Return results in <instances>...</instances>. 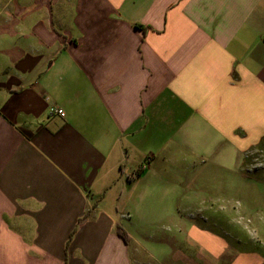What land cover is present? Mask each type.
Here are the masks:
<instances>
[{"label":"crops","instance_id":"0c3cea01","mask_svg":"<svg viewBox=\"0 0 264 264\" xmlns=\"http://www.w3.org/2000/svg\"><path fill=\"white\" fill-rule=\"evenodd\" d=\"M263 140L264 0H0V264H264L172 202Z\"/></svg>","mask_w":264,"mask_h":264},{"label":"rangeland","instance_id":"374dc122","mask_svg":"<svg viewBox=\"0 0 264 264\" xmlns=\"http://www.w3.org/2000/svg\"><path fill=\"white\" fill-rule=\"evenodd\" d=\"M260 144L248 151L246 161L238 163L233 172L226 173L210 160L183 163L184 170L190 172L185 181L188 199L181 200L184 194L172 197L176 215L189 221L203 219L206 225L218 221L222 229L234 232L244 243L255 240L258 233L249 227V221L264 226V140ZM122 211L126 213L127 208Z\"/></svg>","mask_w":264,"mask_h":264},{"label":"built area","instance_id":"2783aa9c","mask_svg":"<svg viewBox=\"0 0 264 264\" xmlns=\"http://www.w3.org/2000/svg\"><path fill=\"white\" fill-rule=\"evenodd\" d=\"M50 114L63 116V110L51 108ZM150 162H151V157H147L146 160L131 174V177H129L128 179L131 181L134 178H136L139 174H142L145 170L149 168Z\"/></svg>","mask_w":264,"mask_h":264},{"label":"trees","instance_id":"16d2710c","mask_svg":"<svg viewBox=\"0 0 264 264\" xmlns=\"http://www.w3.org/2000/svg\"><path fill=\"white\" fill-rule=\"evenodd\" d=\"M140 175L141 174H139L138 176H140ZM93 206H96V203ZM88 214H89V211H88ZM116 233L122 240H124V242L126 244H128L130 242V237H129L128 233L126 232V230L121 225H117ZM71 239H72V237L70 238V240H69V242L67 244V247L69 246V244L71 242Z\"/></svg>","mask_w":264,"mask_h":264}]
</instances>
